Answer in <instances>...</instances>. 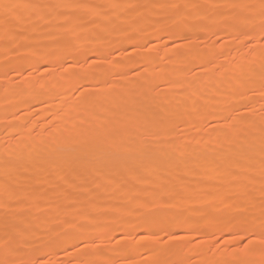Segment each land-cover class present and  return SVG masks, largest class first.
<instances>
[{
    "label": "snow or ice",
    "instance_id": "snow-or-ice-1",
    "mask_svg": "<svg viewBox=\"0 0 264 264\" xmlns=\"http://www.w3.org/2000/svg\"><path fill=\"white\" fill-rule=\"evenodd\" d=\"M141 7L145 6L93 5L83 0H4L0 3V22L5 46L15 45L27 26L31 35L25 39L51 40L53 43L40 47L64 53L77 50L86 42L113 43L110 36L117 28L116 22L127 17L110 10ZM153 7L177 10L162 22L173 31L206 28L207 23L193 21L215 23L218 16L227 22L226 27L234 29L235 39L243 43V49L235 50L242 53L239 59L231 51L217 57L231 58V65L221 66L225 72L202 77L199 84L189 81L180 93L193 111L222 113L218 119L223 123L209 121L203 125L206 130L209 124L217 129L216 141L209 140L211 147L204 149V163L189 173L191 180L164 185H152L135 168L118 173L109 165L111 158L120 156L141 162L144 156L116 143L121 128L75 144L66 143L48 154H9L0 160V264H56L52 259L55 252L70 257L59 264H114L107 253L117 243V229L104 231L95 238L87 236L101 220L117 222L132 213L152 219L167 209L193 204L201 210L224 212L229 220L219 231L232 235L231 249L218 243L211 246L228 256L208 264H264V0H214L208 5L189 0ZM144 47L149 50L147 45ZM41 56L44 70L50 72L52 65L43 53ZM103 62L105 58L92 60L93 64ZM200 67L207 71V65ZM85 91L83 85L77 89V100L84 105L104 107L99 97L84 95ZM216 105L220 107L214 109ZM146 107L136 102L115 106L120 109L124 128L142 124ZM237 122L244 125L243 134L237 129ZM210 153L215 155L209 156ZM149 171L145 169V173ZM257 172L259 197L255 195ZM238 224L243 227L231 231ZM165 235L172 240L187 239L165 229L146 230L139 239L163 244ZM211 235L217 237L216 232ZM129 237L130 233L121 236ZM150 251L159 255L165 250L152 247ZM154 264L169 262L158 259Z\"/></svg>",
    "mask_w": 264,
    "mask_h": 264
},
{
    "label": "rangeland",
    "instance_id": "rangeland-1",
    "mask_svg": "<svg viewBox=\"0 0 264 264\" xmlns=\"http://www.w3.org/2000/svg\"><path fill=\"white\" fill-rule=\"evenodd\" d=\"M3 2L4 0H0V3ZM8 2H13V0H8ZM20 2L31 3L34 0H20ZM51 2H55V0H51ZM83 2L93 5L133 2L145 7L133 9L134 17L129 19L130 22L127 20L124 27H120L118 21L116 22L117 28L110 36L113 43L86 42L80 46L77 53L82 57L77 62L71 60L74 50L55 53L47 49L45 56L48 63L52 65L50 73L44 70L45 64L41 63L35 48L36 46L37 48L40 47V44H51L53 41L37 42L25 39L29 36L27 26H25V30L20 33L21 38L17 43L5 46L2 36L3 26L0 22V142L2 144H0V156H2L0 160L10 154L8 150H12L11 155L20 153L27 156L29 153L36 152L48 154L66 143L75 144L85 140V138L79 140L76 137L75 121L78 113L79 115L82 114L84 119L82 127L86 131V137L90 136V130L93 126L96 127V134L94 135H104L112 128H121L122 132L124 122L120 120V117H116L117 108L115 106L120 100L118 95L124 91L123 103L125 106H131L133 102H136L137 105L143 104L147 107L142 124L129 128L127 138L121 142V146L123 145L121 148L127 150L132 148L131 151L144 153V156L141 162L116 156L109 161L110 167L118 173H126L129 168H135L140 174L145 175L146 179L154 186L170 183L172 179L191 180L193 177L188 172L198 169L204 163V149L211 147L208 141L212 139L211 141L214 143L217 139V136L214 135L217 129H212L211 124H209L206 130L203 125L209 121L223 123L218 119L222 113H194L190 106L184 103L185 98L180 93L187 87V82L193 81L199 84L202 77H209L207 71L201 70L200 67L201 64L208 67V63L197 59L200 51L205 52L214 48L217 51L215 60L219 63L224 57H217L220 53L227 52V49L233 51L232 55L239 59L242 53L234 49H243V43L235 39V32L231 35L228 34L232 28L226 27L227 22L218 16L215 23L211 20L193 21L196 24L207 23L209 28H205L206 30L197 27L193 32L187 33L188 29L186 28L183 29L184 33L183 30L167 29L162 23L169 19L177 11L176 9L153 7V5L167 3L184 4L189 0H83ZM195 2L208 5L214 1L195 0ZM124 11V9H116L114 12L126 16ZM2 15L3 9H0V16ZM256 23L258 25L259 21L257 20ZM95 31L93 29L91 34L94 35ZM163 31H165V35H162ZM185 34L187 35L185 36ZM226 42H230L229 44L232 46L229 47ZM238 42H241L242 45L240 46ZM38 43L39 45H37ZM177 44L182 46L176 47ZM101 45L105 47V52L104 54H97L96 49ZM145 45L149 50H145ZM232 47L234 48L232 49ZM176 53L182 55L178 57ZM176 56L180 60L177 61ZM99 58H105V62L101 63L102 65L92 63V60ZM226 64L231 65V59H228ZM142 65L143 67H141ZM162 66L164 70H162ZM95 67L99 68L96 72L94 71ZM70 70L73 71V78L71 77L73 80L70 78ZM178 70H181L180 73ZM57 71L61 72L60 76L46 81L48 75ZM82 71L87 72V77L79 84L76 80ZM173 71L178 72V74H174ZM33 72H35V79L29 77ZM223 72L225 69L218 67L210 77ZM163 78L168 80L164 81ZM102 84L103 86H101ZM81 85L86 89L84 95L99 97L104 104L109 101V97H113V106L106 112L96 115L94 113H96L99 105L95 107L88 105L87 109H83V104L76 98L80 95L77 89ZM134 85L136 87H133ZM54 87L57 90L52 92ZM100 87L103 88V91L98 95L97 89ZM31 93L40 97L37 102L32 103L28 99ZM9 95L10 97H8ZM164 97L168 100L165 101ZM162 100L164 101L162 102ZM161 104H163L162 107H160ZM218 107L220 106L216 105L214 109ZM205 116L207 120H205ZM61 125L66 126V128L63 130ZM197 127H199L198 136L195 134ZM237 129L240 134L245 131L244 125L240 122H237ZM50 137H55L57 144L51 145L46 150L36 149V152L32 151L33 145L40 148L42 143ZM138 138L144 139V148L140 149L135 145H138L140 140ZM197 143H200L201 148L195 151L194 147ZM169 144H172L173 148L176 147L167 156L162 153L161 149H165ZM29 145H32L31 150ZM208 155L215 154L210 153ZM168 159L171 165L164 167L163 165ZM256 167L257 169L259 167L258 157ZM146 168L150 170L147 173H145ZM258 180L257 172L255 185L257 197L260 195ZM108 202L116 203L117 201L110 200ZM193 207H195L194 204L167 209L152 219L132 213L123 216L117 222L101 220L98 224H103V229L100 232L87 234V236L88 238H95L104 231L117 229L114 233L117 237V243L113 246L114 250L107 253L114 264H154L156 260L163 257L165 260L167 258L169 264H208L209 261L227 258V252H219L211 246L213 243H218L223 248L231 249L232 235L229 231H219L229 222L228 217L224 212L207 209L191 212ZM135 219L141 228L132 231L130 226ZM256 225L259 226L258 219ZM241 227L243 225H235L231 231H238ZM159 229H165L167 232L176 233L179 236H186L187 239L172 240L165 235L164 240L166 242L163 244L143 242L139 239L146 230ZM212 232L217 233L216 238L212 237ZM123 233H130L131 237L122 239ZM236 243H240V241H236ZM152 247L163 248L167 254L163 252L160 257V254L153 255L150 251ZM52 259L56 264H59V261H66L70 257L65 256L63 252H55Z\"/></svg>",
    "mask_w": 264,
    "mask_h": 264
},
{
    "label": "bare ground",
    "instance_id": "bare-ground-1",
    "mask_svg": "<svg viewBox=\"0 0 264 264\" xmlns=\"http://www.w3.org/2000/svg\"><path fill=\"white\" fill-rule=\"evenodd\" d=\"M205 1V0H204ZM214 1V0H213ZM212 2V1H211ZM133 3V2H132ZM114 4V3H113ZM133 9H131V10H125L124 11V13H125V15H126V17H127V19L126 20H118V24H119V26L120 27H124V25L125 24H127V20H129V19H133V17H134V10L132 11ZM111 11H116V10H111ZM117 14H119V13H117ZM134 19H136L137 20V18H134ZM153 20V19H152ZM129 22H130V20H129ZM153 22H154V20H153ZM200 22V21H199ZM146 25H148V24H146ZM150 25V24H149ZM211 26V25H210ZM206 28H209V27H206ZM213 28V27H212ZM211 28V29H212ZM195 28H192V29H188L187 30V33H190V32H193V30H194ZM205 29V28H204ZM217 29V28H216ZM227 29V28H226ZM229 29H231V28H229ZM206 30V29H205ZM184 31V30H183ZM198 31V30H197ZM233 32H235L234 31V29H231V31H229V33L228 34H230L231 35V33H233ZM166 33H167V31H166ZM184 33H185V31H184ZM29 36L31 35V33L29 32V34H28ZM161 35V34H160ZM162 35H165V31H163V33H162ZM187 34H185V36H186ZM227 35V34H226ZM225 35V36H226ZM2 36L4 37V32L2 31ZM148 36V35H147ZM149 36H151L150 34H149ZM230 37H232V36H230ZM235 37V36H234ZM199 38V37H198ZM229 38V37H228ZM112 39V38H111ZM231 41V40H230ZM239 41V40H238ZM36 43V42H35ZM230 42H226V44H228V46L229 47H231L232 45H230L229 44ZM241 42H238V44H240ZM237 44V45H238ZM37 45H39V43L37 44ZM236 45V46H237ZM242 44H240V46H241ZM36 46V45H35ZM187 46V45H186ZM239 46V45H238ZM86 47V46H85ZM31 48V47H30ZM234 47H232V49H233ZM36 51H37V54H38V56H39V58H40V60L42 59V56H41V53H43V55L45 56V54H46V51H47V49H44V48H41V47H39L38 46V48H37V46H36ZM96 49V48H95ZM209 49V48H208ZM78 50V49H77ZM77 50H74L73 51V53H72V55H71V60L72 61H75V62H77V61H79V59H80V57H82V55H80V54H78L77 53ZM80 51L82 50V49H79ZM86 50V49H85ZM199 50V49H198ZM234 50H236V48L234 49ZM84 51V50H83ZM229 51H230V49H229ZM228 51V49H227V52H229ZM104 52H105V47L103 46V45H101V46H99L97 49H96V53L97 54H104ZM226 52V51H225ZM233 52V51H232ZM216 53H217V51L214 49V48H211L210 50H208V51H205V52H201L200 51V53H199V55H198V57H197V59L199 60V61H206L207 63H208V67H207V74H208V76L210 77L212 74H213V72L215 71V69L216 68H220L221 66H223V65H225L226 64V62L228 61V59H231L230 57H224V58H222L221 59V61L219 62V63H217L216 62V60H215V56H216ZM48 54V53H47ZM233 54V53H232ZM80 55V56H79ZM131 55V54H130ZM161 55V54H160ZM165 55V54H164ZM176 55H178V57H179V55L181 56L182 54H177L176 53ZM218 55V54H217ZM48 56H50V55H48ZM52 57H53V55H52ZM147 57V56H146ZM175 57V56H174ZM178 57L176 56V60L178 61V60H180V59H178ZM183 57V56H182ZM5 58V57H4ZM161 58V57H160ZM37 59V58H36ZM35 59V60H36ZM133 59V58H132ZM149 59V58H148ZM174 59V58H173ZM238 59V58H237ZM183 60H184V58H183ZM152 61V60H151ZM212 61H214V63L212 62ZM145 62H147L146 60H145ZM174 62H175V60H174ZM17 63V62H16ZM15 63V64H16ZM152 63V62H151ZM155 63V62H154ZM3 64V63H2ZM17 64H19V63H17ZM16 64V65H17ZM161 64H163V63H161ZM60 65V64H59ZM63 65V64H62ZM102 65V64H101ZM149 65V64H148ZM150 66V65H149ZM164 66H165V64H164ZM37 68H38V66H36ZM65 67V66H64ZM159 67H161V66H159ZM163 67V66H162ZM179 67V66H178ZM62 68V67H61ZM97 70H99V68L98 67H95V72L97 71ZM162 70H164V67H163V69ZM179 71V70H178ZM181 71V70H180ZM180 71H179V73H180ZM54 72V71H53ZM50 73V72H49ZM91 73V72H90ZM165 73V72H164ZM173 73L174 74H178V72H176L175 73V71H173ZM182 73V72H181ZM34 74H35V72H33L32 74H30V76L29 77H31V78H33V79H35L36 78V76H34ZM60 74H61V72H55L54 74H50V75H48L47 77H46V81H50L53 77H55V78H57L58 76H60ZM72 74H73V71L72 70H70V78L72 77ZM168 74V73H167ZM154 75V74H153ZM28 77V76H27ZM86 77H87V72L86 71H82L81 73H80V76L78 77V79L76 80L79 84L81 83V82H83L85 79H86ZM165 77V76H164ZM73 78V77H72ZM71 78V79H72ZM155 78V77H154ZM120 79V78H119ZM124 79H126V78H124ZM130 79V78H129ZM144 79V78H143ZM164 79V81H166V80H168V79H166V78H163ZM73 80V79H72ZM127 80V79H126ZM89 81V80H88ZM137 82V81H136ZM141 83H142V81H141ZM84 84V83H83ZM105 85V84H104ZM137 85V84H136ZM136 85H134L133 87H136ZM101 86H103V84L101 85ZM177 86V85H176ZM57 87V86H56ZM56 87H54V89H53V91L52 92H55L57 89H56ZM104 88H106V87H104ZM125 88V87H124ZM98 89H102V91H103V88L102 87H100V88H98ZM107 89V88H106ZM120 89V88H119ZM118 89V90H119ZM115 90V89H114ZM123 90H125V89H123ZM129 90H131V89H129ZM134 90V89H133ZM102 91H97L98 92V95H100L101 93H102ZM126 91V90H125ZM132 91V90H131ZM128 92V91H127ZM124 91H123V93H121L120 95H118V99H120L119 100V102L117 103V105H120V106H125L124 104L125 103H123V95H124ZM158 93V92H157ZM151 94V93H150ZM117 95V94H116ZM5 97H7V96H5ZM8 97H10V95L8 96ZM116 97V96H115ZM114 97V98H115ZM39 96L38 95H36V94H34V93H31V94H29V97H28V99H30V101L32 102V103H35V102H37L38 100H39ZM110 99H109V101H107V103L106 104H104V107H98L97 108V111H96V113H94V115H96V114H99V113H103V112H106L107 110H109L112 106H113V97L111 98V97H109ZM125 98V97H124ZM11 99H12V97H11ZM16 99V98H15ZM164 99H165V101L166 100H168L167 98H165L164 97ZM5 100V99H4ZM164 100H162V102H163ZM11 102V101H10ZM168 102V101H167ZM3 103V102H2ZM154 103H155V101H154ZM165 103V102H164ZM128 104V103H127ZM4 105V104H3ZM116 105V104H115ZM165 105V104H164ZM163 106V104H161L160 105V107H162ZM92 107V106H91ZM165 107V106H164ZM73 108V107H72ZM88 108V105H84L83 104V109H87ZM90 108V107H89ZM5 109V108H4ZM70 109V108H69ZM163 109V108H162ZM95 110V109H94ZM93 110V111H94ZM119 110L120 109H117V115H116V117L117 118H119L120 117V115H119ZM6 111H8V110H6ZM192 112H196V111H193V110H191ZM9 112V111H8ZM11 112V111H10ZM71 113V112H70ZM77 114V113H76ZM58 115V114H57ZM70 115V114H69ZM82 114H80L79 115V113H78V117H77V120L75 121V123H76V137L80 140V139H83V138H85V139H87L88 137H90V136H94V134H96V127H92L91 128V130H90V136H87L86 137V131H85V129H84V127H82V122L84 121V119L82 118V116H81ZM59 116V115H58ZM76 116V115H75ZM81 116V117H80ZM93 116V115H92ZM60 117H62V116H60ZM74 117V116H73ZM73 117H71V118H73ZM152 117V116H151ZM69 118V117H68ZM75 118V117H74ZM114 118V117H113ZM121 118V117H120ZM121 120V119H120ZM87 122V121H86ZM72 125V124H71ZM123 125V124H122ZM141 125V124H140ZM62 126V125H61ZM67 127H69V126H67ZM66 128V126H62V129L64 130ZM70 128V127H69ZM129 128L130 127H128V128H124V126H123V130H122V132H121V134L120 135H118V136H116L115 137V141H116V143L117 144H119L120 146H121V142L122 141H125L124 139L125 138H127V135H128V132H129ZM68 129V128H67ZM137 129V128H136ZM135 129V130H136ZM140 129H142V128H140ZM141 131V130H140ZM140 133V132H139ZM198 133H199V127H197V129H196V135L198 136ZM159 136V135H158ZM139 137H141L140 135H139ZM77 139V140H78ZM138 139H140V138H138ZM143 139V138H142ZM33 140V139H32ZM144 140V139H143ZM143 140H139V142H138V145L137 144H135L136 146H137V148H139L140 147V149L141 148H144L145 147V142L143 141ZM212 140V139H211ZM66 141V140H65ZM83 141V140H82ZM130 141V140H129ZM147 141V140H146ZM33 143H35V142H33ZM42 143V142H41ZM0 144H1V142H0ZM30 144V143H29ZM36 144V143H35ZM55 144H57L56 143V138L55 137H50V138H48V139H46L43 143H42V145L40 146V148H36L37 146H35V145H31L32 146V151L33 152H36V149H41V150H46V149H48L51 145H55ZM209 144V143H208ZM2 145V144H1ZM40 145V144H39ZM39 145H38V147H39ZM147 145H148V143H147ZM175 145V144H174ZM30 146V145H29ZM31 146H30V150H31ZM123 146V145H122ZM121 146V147H122ZM125 146V145H124ZM127 146V145H126ZM132 146V145H131ZM134 146V145H133ZM176 147V146H175ZM174 147V148H175ZM8 148V147H7ZM128 148H129V146H128ZM173 148V145L172 144H169V145H167L166 147H165V149H161L162 150V153H164V155H167V154H169V153H172V150L174 149ZM199 148H201V146H200V143H197L196 144V146L194 147V150L195 151H198L199 150ZM1 149H2V147H1ZM14 149V148H13ZM123 149V148H122ZM132 148H130V150H131ZM134 149V148H133ZM7 150V149H6ZM175 150V149H174ZM8 151H10L9 153L10 154H12V150H8ZM133 151V150H132ZM1 152H2V150H1ZM20 152V151H19ZM134 152V151H133ZM18 153V152H17ZM36 153H38V152H36ZM161 153V152H160ZM18 154H20V153H18ZM156 154V153H155ZM1 155V154H0ZM168 156V155H167ZM167 156H165V157H167ZM1 158H2V156H0ZM159 157V156H158ZM0 158V159H1ZM168 158V157H167ZM170 159V158H169ZM169 159H168V161L167 162H165V164L163 165L164 167H168V166H170L171 165V162L169 161ZM190 172H188V174H189ZM179 178V177H178ZM178 179H175V180H171L172 182H176ZM199 210H201L200 209V207L198 206V205H195V207H193L192 208V210H191V212H197V211H199ZM137 218V217H136ZM152 227V226H151ZM130 228H131V230L132 231H137V230H139L140 228H141V226H139V224H138V221L135 219L134 220V222H133V224H132V226H130ZM147 228V227H146ZM103 229V224H97V225H95L94 226V228L92 229V230H90L87 234L88 235H90V234H92V233H96V232H100L101 230ZM206 229V228H205ZM203 230V229H202ZM164 253H166V252H164ZM167 254V253H166ZM202 254V253H201ZM161 256V254L159 255V257ZM164 256V255H163ZM164 258V257H163ZM162 258V259H163ZM202 258V257H201ZM170 259V258H169ZM166 260H167V258H166ZM206 262V261H205ZM127 264V263H126ZM206 264V263H205Z\"/></svg>",
    "mask_w": 264,
    "mask_h": 264
}]
</instances>
